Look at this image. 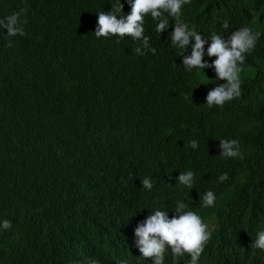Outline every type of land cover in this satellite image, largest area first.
Masks as SVG:
<instances>
[{"label":"clouds","instance_id":"9594fccd","mask_svg":"<svg viewBox=\"0 0 264 264\" xmlns=\"http://www.w3.org/2000/svg\"><path fill=\"white\" fill-rule=\"evenodd\" d=\"M239 1L243 5L249 2ZM190 2L127 0L122 5L119 0L117 12L93 13L95 29L91 28V33L95 31L97 40L107 42L108 73L122 74L119 86L112 88L120 100L140 94L132 90L140 89L139 79L148 70L154 71V78L158 77L159 72L155 71L158 63L165 66L172 89L161 95L164 103L161 113L145 103L143 116L147 126L138 130L113 127L108 131L105 147L94 132L84 139L94 125V114L85 108L74 126L68 130L58 127L62 149L77 155L97 152L115 167L102 171L84 169L75 161L59 162L62 172L67 175L75 172L82 184L74 192V204H70L66 219L58 224L69 237L60 234L57 238L65 264H109L105 258L111 259L113 250L120 256V261L113 264H264V230L256 223L244 221L226 226L210 243L213 226L191 211L195 193L210 176L204 158L198 155L192 168L178 173L177 189L170 199L163 198L157 180L146 172L164 149L180 145L189 133L200 134L208 128L219 130L229 138L219 141L223 158H242L243 152L256 153L249 144L258 136L246 132L247 120L254 119L252 114L247 115L240 108L230 112L228 104L241 97V73L246 56L258 46L264 33L243 26L231 32L227 39L213 33L209 43L195 26L190 28L187 24L191 13L186 6ZM23 13L21 9L0 18V29H6L8 37L25 35ZM223 28H229L227 21ZM12 46L9 40L7 47ZM199 72L206 77L209 74L208 79L212 74V79L199 80ZM53 79L41 73L35 87L47 104L49 96L56 93L51 88ZM144 80L141 79V85ZM113 81L110 77V82ZM185 100L200 103L179 113ZM68 102L67 98L60 99L55 108L58 123L69 116ZM71 103L78 105L79 101L75 99ZM238 116L243 117L238 120ZM161 124H166L168 129L161 130ZM28 126L18 116L7 123L9 143L22 155L31 150ZM53 126L45 122L46 131ZM33 146L37 147L38 143L34 142ZM198 146L197 141L190 142L192 149ZM228 178L224 173L219 181ZM215 201V193L209 190L203 194L201 207H214ZM0 227L8 230L12 223L4 220ZM54 232L58 229L54 228ZM72 241L82 252L81 261H76L71 253Z\"/></svg>","mask_w":264,"mask_h":264},{"label":"trees","instance_id":"16d2710c","mask_svg":"<svg viewBox=\"0 0 264 264\" xmlns=\"http://www.w3.org/2000/svg\"><path fill=\"white\" fill-rule=\"evenodd\" d=\"M118 6L119 0H0V18L23 9L21 19L26 20L24 36L8 37L7 30L0 29V224L4 220L12 223L8 230L0 227V264H65L57 238L60 234L69 237L58 224L66 219L70 204H74V192L82 184L75 172H62L59 162L75 161L84 169H115L97 152L77 155L62 149L58 127L68 130L74 126L85 108L94 114V125L84 139L94 132L105 147L109 129L138 130L147 126L143 116L145 103L153 105L157 112L164 110L161 95L172 87L161 63L155 70L158 77L154 78V71L148 70L141 78H145L144 84L139 79V88L146 90H132L139 95L120 100L112 90L119 86L122 74L108 73L107 42L97 40L91 28L95 29L96 10L115 13ZM186 8L191 13L187 24L190 28L195 26L209 43L211 34L227 39L243 26L264 33V0H249L247 5L239 0H191ZM225 21L228 29L223 28ZM261 39L246 56L241 97L228 104L230 112L240 108L247 115L252 114L254 119L247 120L246 132L258 136L249 144L256 153L223 158L219 141L229 138L208 128L200 134L189 133L180 145L164 149L146 170L157 180L163 198L170 199L177 189L178 173L192 168L198 155L206 160L210 176L195 193L191 211L213 226L210 243L218 231L238 222H254L264 230V34ZM9 40L12 47H7ZM41 73L54 77L51 88L56 93L49 96L48 104L35 91ZM199 73V80L212 79V74L208 79L209 74L206 77ZM212 73L216 79L215 71ZM110 77L115 81L110 82ZM63 98L69 101V116L58 123L55 108ZM75 99L78 105H72ZM199 103L185 100L179 113ZM16 116L29 124L26 132L32 143L26 155L19 154L9 143L7 123ZM242 117L238 116V120ZM45 122L54 126L46 131ZM160 129L168 127L161 124ZM193 140L198 142L196 149L190 147ZM224 173L229 178L220 182L219 176ZM209 190L215 193V206L201 207L203 194ZM226 240L232 243L229 237ZM71 250L76 261H81L82 252L73 241ZM105 260L109 264L120 261L118 251L113 250L112 258Z\"/></svg>","mask_w":264,"mask_h":264}]
</instances>
